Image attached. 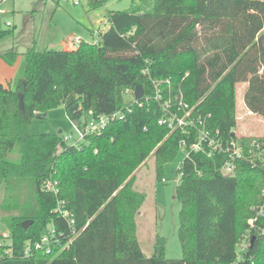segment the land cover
Returning <instances> with one entry per match:
<instances>
[{
  "label": "trees",
  "instance_id": "obj_1",
  "mask_svg": "<svg viewBox=\"0 0 264 264\" xmlns=\"http://www.w3.org/2000/svg\"><path fill=\"white\" fill-rule=\"evenodd\" d=\"M104 2L89 0V6ZM106 24L97 43L80 41L69 51L29 47L23 80L15 90L0 85V188L9 202L1 211L8 213L5 229L14 254L0 264H264V234L252 232L240 260L235 248L251 208L262 203L264 137H231L239 83H247L246 109L264 122V1L139 0L128 10L108 12ZM166 79L199 114H210V129L223 142L236 141L244 156L232 176L219 171L225 155L190 153L182 160L175 189L180 260L164 257L158 235L146 258L134 224L144 196L133 190V173L152 155L162 180V167L178 153L182 138L156 125L160 108L151 80ZM137 85L143 94L128 105L124 92ZM59 106L71 122L88 111L94 118L128 106L131 112L77 146L65 143L61 131L28 133L37 114ZM48 179L57 182L79 234L57 258L24 259V244L48 225L65 229L52 213L54 196L41 190ZM27 220L33 223L23 230ZM257 226L264 230V220Z\"/></svg>",
  "mask_w": 264,
  "mask_h": 264
},
{
  "label": "rangeland",
  "instance_id": "obj_2",
  "mask_svg": "<svg viewBox=\"0 0 264 264\" xmlns=\"http://www.w3.org/2000/svg\"><path fill=\"white\" fill-rule=\"evenodd\" d=\"M74 1L78 4L75 5ZM138 1L105 0L94 9L89 6V0L3 1L0 4V32H4L5 35L0 39V82L11 90L16 89L25 75L24 53L29 47L33 46L36 51L43 52L50 49L62 50L63 44L75 46V43L67 41L68 37L92 43L97 38L93 31L107 29L108 12L128 10ZM48 44L52 47L48 48ZM239 89L240 87L237 86L235 92L237 93ZM241 102V95L237 93L236 127L233 130L235 136L245 139L264 137L263 120L244 115L240 109ZM27 130L31 135L61 131L63 135H71L73 140L78 138L63 106L50 110L42 119L31 120ZM184 156V152L179 150L173 160L162 167L163 181L156 179L152 155H149L145 163L133 173V190L144 196V201L134 218V224L139 248L146 258L151 257L153 253V244L157 235L165 241L164 257L166 259L180 260L182 258L177 235L180 205L175 199V189L180 181L177 170ZM25 196L29 198L27 192ZM6 200H8V193L1 187L0 233H7L5 218L8 213L1 211L2 206L9 203Z\"/></svg>",
  "mask_w": 264,
  "mask_h": 264
},
{
  "label": "built area",
  "instance_id": "obj_3",
  "mask_svg": "<svg viewBox=\"0 0 264 264\" xmlns=\"http://www.w3.org/2000/svg\"><path fill=\"white\" fill-rule=\"evenodd\" d=\"M6 0H0V4ZM77 5L78 2L74 1ZM96 40L93 43H97ZM67 41L75 43L76 47L80 40L68 37ZM144 73V72H143ZM153 85V100L159 104L160 115L156 119V125L165 128L169 134L179 132L182 135L178 143V149L185 154L184 158L190 153H203L207 157L213 155H225L226 161L220 167V173L223 176H232L235 170V163L244 158L242 148L236 141L223 142L217 131H212L209 126L211 115L199 114L194 106H189L180 90L172 91L170 79L164 81L151 80ZM134 91L126 89L124 92V101L128 105L134 103ZM136 98V97H135ZM142 107V103H138ZM131 112V106L124 110L117 111L110 115H101L96 118L88 111L80 120L72 121L73 129L77 134V139L73 140L71 135H64L63 141L67 144L77 146L87 136L99 135L114 121H123L125 115ZM144 131L146 129L144 128ZM236 137V136H234ZM238 138V137H237ZM251 145H255L252 143ZM258 150V145L255 146ZM259 159V156H257ZM252 165H256L252 162ZM163 181V179L161 180ZM41 190L50 193L55 198V206L52 213L61 219L65 229L57 231L52 224L48 225L43 234L35 241H27L21 251V257L24 259L40 255L41 257L57 258L69 250L74 239L79 234L76 226L75 216L68 209L66 202L60 198V190L55 181L46 180L41 185ZM262 203L251 208L252 217L247 220V228L236 243L237 259L242 258V254L251 244L252 232L264 234V230L257 226L260 220H264V189L261 192ZM14 257L11 248L8 233H0V260L12 259Z\"/></svg>",
  "mask_w": 264,
  "mask_h": 264
},
{
  "label": "crops",
  "instance_id": "obj_4",
  "mask_svg": "<svg viewBox=\"0 0 264 264\" xmlns=\"http://www.w3.org/2000/svg\"><path fill=\"white\" fill-rule=\"evenodd\" d=\"M260 1H264V0H260ZM106 28H108V26L106 27ZM106 30V29H105ZM105 30H101V31H97V32H95V31H93V34L94 33H101V32H103V31H105ZM80 41H83V42H85L84 40H80ZM93 42H94V40H93ZM63 43H61V45H62ZM52 46H50V44H48V48H51ZM74 47L73 46H68V45H62L61 46V49L62 50H64V51H69V50H71V49H73ZM0 85H2L4 88H7V86L6 85H4L3 83H1L0 82ZM240 87V89L238 90V92L237 93H240V95H241V106H240V109H241V112L242 113H244V115H247L248 116V114H251V116L253 117H257V118H259V119H261L262 120V118L260 117V116H257V115H255V114H253V113H251V112H249L247 109H246V107H245V105H244V102H243V95H244V92H245V90H246V87H247V83H239V84H237L236 85V87ZM236 92H235V98H236V94H237Z\"/></svg>",
  "mask_w": 264,
  "mask_h": 264
},
{
  "label": "water",
  "instance_id": "obj_5",
  "mask_svg": "<svg viewBox=\"0 0 264 264\" xmlns=\"http://www.w3.org/2000/svg\"><path fill=\"white\" fill-rule=\"evenodd\" d=\"M134 94H135V97H136L137 99H139V98L142 96V94H143V90H142L141 85H137V86L135 87ZM19 99H20V101L22 100V95H19ZM41 117H46V113H44V114H37V115H36V118H38V119L41 118ZM58 133H60V131H59ZM234 136H235V134L232 133V134H231V137H234ZM32 223H33L32 220L24 221V222L21 224V227H22L23 230H27V229L32 225ZM253 240H254V237L251 238V243L253 242Z\"/></svg>",
  "mask_w": 264,
  "mask_h": 264
}]
</instances>
